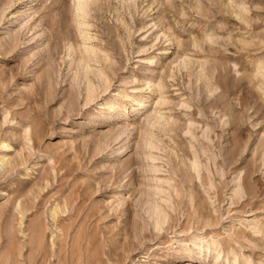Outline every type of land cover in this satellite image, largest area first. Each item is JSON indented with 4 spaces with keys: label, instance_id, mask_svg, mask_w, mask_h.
I'll return each mask as SVG.
<instances>
[{
    "label": "rangeland",
    "instance_id": "1",
    "mask_svg": "<svg viewBox=\"0 0 264 264\" xmlns=\"http://www.w3.org/2000/svg\"><path fill=\"white\" fill-rule=\"evenodd\" d=\"M76 2L0 0V264H264V0Z\"/></svg>",
    "mask_w": 264,
    "mask_h": 264
},
{
    "label": "bare ground",
    "instance_id": "2",
    "mask_svg": "<svg viewBox=\"0 0 264 264\" xmlns=\"http://www.w3.org/2000/svg\"><path fill=\"white\" fill-rule=\"evenodd\" d=\"M88 1L89 0H77V2H76V15H77V17H79V19L80 18H82V19H84L85 17H86V15H87V7H88ZM81 19V20H82ZM80 26L81 27H88V24L85 22V21H80ZM80 28V27H79ZM85 29V28H84ZM84 29H83V31H84ZM87 50V52L88 53H90L91 55L92 54H94V56L92 57V59H94V60H96V59H98V55H97V53L94 51V50H92V49H86ZM90 55V56H91ZM108 55V54H107ZM106 54L104 55V57H102V58H105V60H108V56H107ZM100 57V56H99ZM110 57V56H109ZM101 60V59H100ZM155 60V59H154ZM149 61H151V60H149ZM153 61V60H152ZM97 62H99L98 60H97ZM101 62V61H100ZM110 62V61H109ZM113 63V62H112ZM85 65H86V62H85ZM102 65V64H101ZM104 65V64H103ZM89 69V68H88ZM89 71V70H88ZM85 72V71H84ZM90 72H93L94 73V70L93 71H90ZM106 69H105V67H96V72H95V74L101 79V81L100 82H102V84H107L108 83V80H109V76L106 74ZM86 73V72H85ZM84 73V74H85ZM87 75V74H86ZM87 79H88V77H87ZM89 81L88 82H91L90 80L91 79H88ZM147 82V81H146ZM154 81H152V80H150V81H148V83H147V85H151V83H153ZM91 85H88V88H86V89H88L87 90V92H88V97L91 99L92 97H94V95H95V90H96V85H97V83H96V85H93L92 84V82L90 83ZM95 84V83H94ZM87 87V86H86ZM108 87V85L107 86H105V88H107ZM164 86H163V84H161V83H159V84H157V92H156V98H155V101H156V103L159 105V103H161L162 102V100H163V95L161 94V91H162V88H163ZM104 88V89H105ZM164 89V88H163ZM131 99H132V97H131ZM130 99V100H131ZM134 99L137 101H135L138 105H140L142 102H141V100H139L138 98H136V97H134ZM92 100V99H91ZM133 100V99H132ZM119 101V100H118ZM134 101V100H133ZM164 101V100H163ZM109 104V103H108ZM111 106H109V114H112L113 112H115L116 111V109H117V106H116V104H110ZM108 114V115H109ZM158 117V116H157ZM157 117H155V118H157ZM155 118H153L154 120H155ZM158 119V118H157ZM158 120H160V119H158ZM152 122V121H151ZM154 123H156V121H153ZM152 122V123H153ZM158 123V122H157ZM191 123V122H190ZM191 125L193 126V123H191ZM191 125L189 124L188 125V127H191ZM190 129V128H189ZM189 129H188V131H189ZM206 129V128H205ZM187 130V129H186ZM209 131V130H208ZM186 132V131H185ZM203 136H204V134H203ZM209 139V138H208ZM5 147H8V145H5ZM202 151V150H201ZM3 157V156H2ZM3 164H5L4 163V161L2 160V158L0 159V167H2V166H4ZM200 161H199V159H198V157L197 156H195L194 155V158L192 159V162H191V166H192V168L198 173V174H200ZM205 165V164H204ZM203 165V166H204ZM207 166V165H206ZM205 168V167H204ZM209 168V167H208ZM210 171V170H209ZM208 171V172H209ZM195 239H197V238H195ZM214 245H218L217 243H213L212 244V246H214ZM211 247V246H210Z\"/></svg>",
    "mask_w": 264,
    "mask_h": 264
}]
</instances>
